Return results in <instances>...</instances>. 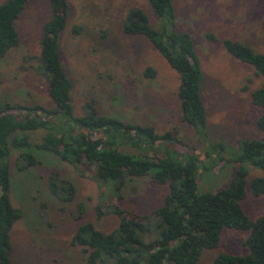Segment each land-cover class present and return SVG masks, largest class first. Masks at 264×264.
I'll list each match as a JSON object with an SVG mask.
<instances>
[{
	"label": "rangeland",
	"instance_id": "rangeland-1",
	"mask_svg": "<svg viewBox=\"0 0 264 264\" xmlns=\"http://www.w3.org/2000/svg\"><path fill=\"white\" fill-rule=\"evenodd\" d=\"M6 1L0 0V4ZM68 4L59 49L72 82L74 115H85L86 103L92 102L101 115L153 126L158 134L171 132L181 144L158 142L142 155L161 159L168 152L177 161L192 155L205 167L200 192L227 187L242 166L233 161L239 143L264 137L256 128L264 111L251 102V93L262 79L250 65L232 57L222 41L234 40L264 54V0H173L177 30L190 33L200 61L206 142L182 121L177 99L179 75L146 38L122 32L125 15L134 7L142 9L156 26L147 0H68ZM50 16L49 0H27L16 24L19 44L0 60V105L53 107L47 82L38 71L41 28ZM73 27L80 29L78 34L72 32ZM147 67L154 70V78L144 77ZM44 134L43 130L32 132L29 140L38 144ZM215 144L224 150L211 151ZM31 152L37 164L25 171L18 168V152L13 151L9 158L11 204L23 213L10 233L12 264H85L87 254L72 238L87 224L105 234L115 231L119 218L113 213L117 199L111 183L98 180L94 167L70 164L41 149ZM205 153L211 157H204ZM243 167L248 175L241 207L255 221L264 214V195L253 196L249 185L264 173ZM53 176L59 195L65 183L72 185L76 191L72 201L61 202L51 193ZM168 190L167 185L155 184L150 175L131 178L118 204L129 213L148 216L163 205ZM248 235L247 231L223 229L218 247L205 250L197 264H211L220 254L248 255ZM144 241L148 243L149 238Z\"/></svg>",
	"mask_w": 264,
	"mask_h": 264
},
{
	"label": "trees",
	"instance_id": "trees-1",
	"mask_svg": "<svg viewBox=\"0 0 264 264\" xmlns=\"http://www.w3.org/2000/svg\"><path fill=\"white\" fill-rule=\"evenodd\" d=\"M147 3L156 26L142 9L134 7L125 15L122 32L146 38L179 75L177 99L182 121L195 128L199 140L206 142V111L200 96L203 75L192 36L177 30L173 0H147ZM26 6L27 0L0 4V60L19 44L16 24ZM49 7L51 16L41 28L38 71L47 82L53 107L0 105V264H12L10 233L23 217L10 200L9 158L13 151L18 152V168L28 170L37 164L32 148L51 152L70 164L94 167L98 180L111 183L117 199L113 213L119 218L115 231L105 234L87 224L72 238V243L87 254L85 264H197L205 250L218 247L225 228L249 232L245 242L249 254H220L211 264H264V214L252 221L241 207L248 175L243 166L264 173V137L239 143L233 161L242 166L227 187L200 192V175L205 167L197 158L190 155L177 161L165 152L161 159H154L141 153L158 142L181 144L171 132L158 134L153 126L101 115L92 102L86 103L85 115H74L72 82L59 49L69 16L68 0H49ZM79 31L72 28L75 34ZM206 37L215 41L212 34ZM222 44L232 57L250 65L262 79L260 87L251 93V102L264 111V54L234 40H224ZM154 76V70L147 67L144 77ZM256 128L264 133V112L257 119ZM38 130L45 134L38 144H32L29 136ZM209 149L224 150L217 144ZM204 157L211 155L205 153ZM147 175L155 184L168 186L163 205L148 216L121 209L118 203L123 200L127 181ZM54 179L53 176L49 184L51 193L61 202L72 201L76 193L72 185L65 183L61 188L63 194L59 195ZM249 186L253 196L264 195V176L252 179ZM144 238H149V242Z\"/></svg>",
	"mask_w": 264,
	"mask_h": 264
}]
</instances>
